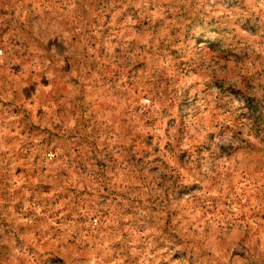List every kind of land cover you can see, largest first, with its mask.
Returning a JSON list of instances; mask_svg holds the SVG:
<instances>
[{
    "label": "rangeland",
    "instance_id": "rangeland-1",
    "mask_svg": "<svg viewBox=\"0 0 264 264\" xmlns=\"http://www.w3.org/2000/svg\"><path fill=\"white\" fill-rule=\"evenodd\" d=\"M0 264H264V0H0Z\"/></svg>",
    "mask_w": 264,
    "mask_h": 264
},
{
    "label": "trees",
    "instance_id": "trees-1",
    "mask_svg": "<svg viewBox=\"0 0 264 264\" xmlns=\"http://www.w3.org/2000/svg\"><path fill=\"white\" fill-rule=\"evenodd\" d=\"M245 108L247 110H250V112H252V110H253L254 107L252 106L251 102H247L246 105H245Z\"/></svg>",
    "mask_w": 264,
    "mask_h": 264
},
{
    "label": "snow or ice",
    "instance_id": "snow-or-ice-1",
    "mask_svg": "<svg viewBox=\"0 0 264 264\" xmlns=\"http://www.w3.org/2000/svg\"><path fill=\"white\" fill-rule=\"evenodd\" d=\"M221 143H223V141Z\"/></svg>",
    "mask_w": 264,
    "mask_h": 264
},
{
    "label": "built area",
    "instance_id": "built-area-1",
    "mask_svg": "<svg viewBox=\"0 0 264 264\" xmlns=\"http://www.w3.org/2000/svg\"><path fill=\"white\" fill-rule=\"evenodd\" d=\"M49 155V154H48Z\"/></svg>",
    "mask_w": 264,
    "mask_h": 264
}]
</instances>
